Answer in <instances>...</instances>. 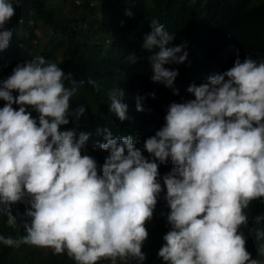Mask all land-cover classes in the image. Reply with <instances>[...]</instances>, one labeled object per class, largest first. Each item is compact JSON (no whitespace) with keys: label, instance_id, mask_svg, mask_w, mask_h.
Listing matches in <instances>:
<instances>
[{"label":"clouds","instance_id":"9594fccd","mask_svg":"<svg viewBox=\"0 0 264 264\" xmlns=\"http://www.w3.org/2000/svg\"><path fill=\"white\" fill-rule=\"evenodd\" d=\"M19 4L0 0V52L9 46L6 25ZM124 15L134 13L128 8ZM149 27L141 48L149 53L150 79L178 95V71L166 65L185 63L186 43L172 45L175 33L158 19ZM140 59L145 57H126L129 64ZM87 83L99 90L95 80ZM84 84L43 56L17 63L0 80V215L15 227L11 208L22 203L27 218L25 235H0V244L50 248L75 264H143L145 225L166 191L170 230L157 253L163 264H264L247 250L241 231L251 202H264V60L237 56L228 70L189 85L193 99L171 102L164 125L140 147L131 135L113 137L108 128H97L104 142L94 147L108 153L99 170L83 154L92 133L77 130L86 109L72 107ZM125 94L122 88L109 93V111L121 122L128 119ZM142 100L136 97L137 112L145 111ZM169 162L171 170L161 177L159 166Z\"/></svg>","mask_w":264,"mask_h":264},{"label":"trees","instance_id":"16d2710c","mask_svg":"<svg viewBox=\"0 0 264 264\" xmlns=\"http://www.w3.org/2000/svg\"><path fill=\"white\" fill-rule=\"evenodd\" d=\"M128 8L134 13L131 18L124 15ZM152 19H158L169 33H175L172 45L186 43L185 63L166 65L178 71L174 81L178 95L150 79L152 72L146 59L149 53L142 50L141 44ZM6 27L11 29L12 37L8 48L0 52V80L11 75L17 63L43 56L71 73L72 79L85 81L72 98V107L82 105L86 109L77 130L92 133L83 154L97 161L98 170L108 153L94 147L96 141L104 142L103 135H96L97 128H108L113 137L131 135L140 147L164 125L171 102L193 99L186 91L189 85L205 83L209 76L228 70L237 56L241 61L246 56L258 62L264 60V0H20ZM36 29L40 30L39 35ZM131 53L145 59L129 64L126 57ZM89 79L97 82L98 91L87 83ZM66 86H72L71 80L66 81ZM113 88H122L126 93L123 102L128 105V119L123 122L109 111ZM153 92L154 99L148 95ZM137 96L143 97L144 112L136 111ZM3 105L0 100V107ZM32 115L36 117L37 113L33 111ZM73 126L70 123L66 127ZM143 155L149 157L147 152ZM171 167L170 162L160 165V176ZM161 184L163 187L162 180ZM165 194L166 191L160 193L148 223L143 264H163L157 253L164 244L163 236L170 230ZM11 211L17 225L9 227L7 217L0 215V235L17 239L25 232V205H13ZM245 211L249 224L241 231L247 235V250L261 260L264 236L257 238L256 233L264 232V220L257 223L255 217L264 216V202L254 200ZM16 248L0 244V264H28L26 258L33 250L25 249L20 259L15 257ZM44 251L46 256H41L40 264H75L66 253L54 255L50 248ZM117 264L121 262L117 260Z\"/></svg>","mask_w":264,"mask_h":264},{"label":"rangeland","instance_id":"374dc122","mask_svg":"<svg viewBox=\"0 0 264 264\" xmlns=\"http://www.w3.org/2000/svg\"><path fill=\"white\" fill-rule=\"evenodd\" d=\"M58 1H60V0H58ZM95 4H96V5H99L98 1H96ZM35 33H36L37 35H39L40 30H39V29H36V30H35ZM40 39H42L41 36H40ZM105 47H108V45L105 44ZM148 223H150V222H148ZM148 223L145 225L146 228L149 227V224H148ZM25 234H26L25 232L19 234L18 237H17V239H19L21 236H23V235H25ZM25 249H28V250H29V249H32V250H33L32 253L28 254V257H29V258H26L28 264H40L41 256H42V257H45V256H46V252L44 251V248L35 247V246H28V245H23V244H22V246L20 245L19 247L16 248V254H15V257L21 259L22 255H23V252L27 251V250H25ZM261 260L264 261V255L262 256ZM104 264H111V262L108 261V260H106V261L104 262ZM133 264H136V262L133 261Z\"/></svg>","mask_w":264,"mask_h":264}]
</instances>
